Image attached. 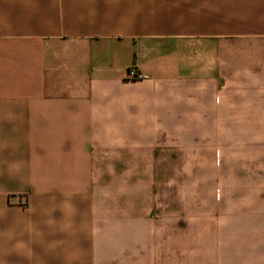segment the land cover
Here are the masks:
<instances>
[{"label": "crops", "instance_id": "obj_1", "mask_svg": "<svg viewBox=\"0 0 264 264\" xmlns=\"http://www.w3.org/2000/svg\"><path fill=\"white\" fill-rule=\"evenodd\" d=\"M204 128L230 200L123 181ZM0 264H264V0H0Z\"/></svg>", "mask_w": 264, "mask_h": 264}, {"label": "rangeland", "instance_id": "obj_2", "mask_svg": "<svg viewBox=\"0 0 264 264\" xmlns=\"http://www.w3.org/2000/svg\"><path fill=\"white\" fill-rule=\"evenodd\" d=\"M212 128H204V140L198 144H188L187 173L180 165L183 155L178 142L155 144L154 174L123 175V181L148 183L154 187L155 198L162 208L168 209L172 216L180 214V199H187V217L195 214L197 209H203L204 204L211 200L223 198L230 200V159L219 162L218 158L210 156L215 144L207 139L215 136ZM151 153V152H150ZM159 172V173H158ZM115 179V176H111ZM119 178V176H117ZM197 213H201L197 212Z\"/></svg>", "mask_w": 264, "mask_h": 264}, {"label": "built area", "instance_id": "obj_3", "mask_svg": "<svg viewBox=\"0 0 264 264\" xmlns=\"http://www.w3.org/2000/svg\"><path fill=\"white\" fill-rule=\"evenodd\" d=\"M129 75L133 78H140L141 76L139 74L136 73L134 68H130L129 70Z\"/></svg>", "mask_w": 264, "mask_h": 264}]
</instances>
